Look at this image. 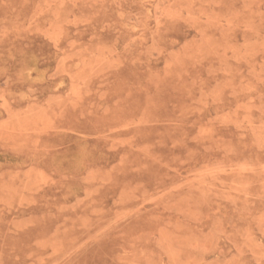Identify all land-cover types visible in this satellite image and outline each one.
<instances>
[{"label": "rangeland", "instance_id": "1", "mask_svg": "<svg viewBox=\"0 0 264 264\" xmlns=\"http://www.w3.org/2000/svg\"><path fill=\"white\" fill-rule=\"evenodd\" d=\"M0 264H264V0H0Z\"/></svg>", "mask_w": 264, "mask_h": 264}]
</instances>
